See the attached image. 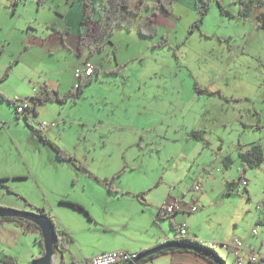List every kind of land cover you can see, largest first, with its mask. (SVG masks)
<instances>
[{"label":"rangeland","instance_id":"obj_1","mask_svg":"<svg viewBox=\"0 0 264 264\" xmlns=\"http://www.w3.org/2000/svg\"><path fill=\"white\" fill-rule=\"evenodd\" d=\"M248 1L251 10L245 18L240 17L242 0H213L202 22L196 8L176 2L172 14L178 23L160 26L161 35L154 37L138 29L149 11L145 3L131 30L119 28L104 49L79 56L81 0H0V75L12 67L0 93L8 99L40 94L44 84L64 93L77 87L83 58L96 65L76 103L50 101L41 115L30 113L28 121L0 97V177L23 171L29 176L12 181V192L0 184V205L21 209L17 206L27 202L61 209L77 242L66 249L55 244L60 264H75L74 255L110 246L116 230L140 229L133 221L122 227L111 221L117 214L127 216L136 200L121 198L109 207L89 201L92 188L103 189L112 177L124 191L151 188L148 208L167 190L190 202L206 189L222 191L235 181L234 194L199 199L203 207L184 218L198 237L188 238L217 247L227 264H238L244 250L214 247L218 243L209 236L234 234L248 244L264 238V162L246 170L238 158L228 168L220 163V155L239 142L259 141L264 147V0ZM64 28L68 33L62 40ZM163 34L167 44L156 46ZM44 120L59 121L41 135L75 156L74 162L54 167L57 151L37 133ZM199 128L210 141L204 152L201 140L188 138ZM242 174L251 181L248 189L237 183ZM56 186L60 189L54 192ZM57 194L66 201L89 202L90 210L84 206L92 218L78 208L53 206ZM169 219L173 237L182 236ZM248 259L244 251L242 264Z\"/></svg>","mask_w":264,"mask_h":264},{"label":"crops","instance_id":"obj_2","mask_svg":"<svg viewBox=\"0 0 264 264\" xmlns=\"http://www.w3.org/2000/svg\"><path fill=\"white\" fill-rule=\"evenodd\" d=\"M149 1L155 2L156 0H149ZM178 2L179 3L184 2L189 7L194 8V4L196 3V0H187V1L186 0H178ZM145 3L146 2L141 3L140 0H135V6H137L139 4L141 7V5H143ZM141 9H142V7H141ZM148 9L150 12L148 11L146 18L153 16V13H154L153 9H151L149 7H148ZM173 11L170 13H166L163 10L159 9L158 14H154L155 22L159 25V27L162 25L178 23L179 18L177 15L172 14ZM143 19L144 18H141V20H139L137 22V19L135 18L134 21H136L138 24ZM83 54H79V56H82ZM84 59H91V58H89V57L83 58L82 61ZM92 75L90 77H92ZM85 78H88V77H85ZM41 88H42L40 90L41 93L46 89L58 90V89L50 87L47 84H44ZM64 93H61V94H64ZM26 97H31V96L27 95ZM47 103L39 106L38 109H39L40 115L42 113V109L46 108ZM257 119H258V116L256 117V121H257ZM56 122L59 123L58 120ZM199 129H201V128H199ZM192 130H194V129H192ZM39 134L41 135V133H39ZM42 136H44V135H42ZM206 137H207V135H206ZM188 138L190 140H196V139H193L190 137H188ZM196 141H200V140H196ZM202 144L204 145L202 152H204L205 148H209V147H207L209 145H205L203 142H202ZM56 146H59V145H56ZM62 149H64V148H62ZM228 152L229 151L223 152L220 155V163L222 165H223L222 158ZM67 153L71 156V154L69 152H67ZM73 157L75 159V156H73ZM57 158L58 159H56L54 161V167L55 168L58 167V164H62L63 162L68 161V160H62L58 156V153H57ZM218 164H216L217 167L215 169L217 171H220L221 167H219L220 165H218ZM124 170L125 169H123L122 171H124ZM120 176H121V173L119 174L118 177H120ZM22 178H29V176L27 177L26 173L23 171L22 173L14 172V174L12 176L10 175V176L0 177V179H5V181H3V182H5L4 184L9 188H11L10 185H13V184H10V183H13L12 181H16V180H19ZM229 182H231V181H229ZM229 182H228L227 186L226 185L224 186V189L222 191L218 188H215L214 190L206 189L202 194H199L198 196H196V198L192 197L193 201H190V202L188 200L186 201L185 198H183V197H179V196L171 194L173 190H167V192L163 194L162 199L158 203H154L153 206L148 208L145 206V204H149L150 201L152 200V197H150L151 188L146 189L143 192H141V189L134 190L132 192L131 191H124L123 189L116 187L115 177H112L111 179L106 178V183L104 184L103 189L101 187H98V189L92 188V192L89 194L91 195L93 200H89V201H91L92 203L101 202L104 205L109 207V206L115 205L116 202H120L119 200L121 198L122 199L124 198L125 202L131 201V200H136L138 203H136L137 205H135L132 208V210L126 209V212H128L127 216L123 217L122 214H119V215L117 214L115 219H111V221H112V224H118L116 227H122L121 226L122 224L130 223L131 221H133L134 223H136V225H138L140 227V229L137 231H128L126 233H123L122 232L123 230H120V232H119V230H116L115 235H114L115 241H113L110 244V246H108V247H97L98 249L83 252V254H81V255H74V257L77 259V263H75V264H89L88 259L92 255L99 253V252H102V251H106V250L125 249V250L131 251V252L139 253V252L145 251L147 249H150L152 247L164 244L168 240L170 241V240H173L176 238H188L190 235L198 237L197 234H194V235L191 234L192 232L190 230V226L184 222V218L188 217V215H190V213L195 212V211L194 212L189 211L188 210L189 206L194 203L197 207H199L198 208V210H199L200 209L199 205H201V207H203V205L201 204L199 199H202L204 201L208 197H211L213 195L221 196V197L229 196V194H227V191L230 189ZM108 183L111 185H109ZM250 183H251V181H250V179H248L247 180V187H245V188L248 189ZM219 185L220 184L218 183L216 187H219ZM241 186L243 187L245 185H241ZM44 188L46 189V185ZM59 189L60 188L58 186H56L54 192H57ZM197 190H199L200 192L202 191V185L200 183L198 185ZM232 191H233L232 194H234V192H235L234 187H233ZM45 197H47V195H45ZM56 198H57V200H56V202H53V204H52L53 206L56 207L57 203L61 206H65V205L67 207L70 206L69 204L64 202V201H66L65 199H67V198H65L63 196V194H57ZM46 199L50 200V198H46ZM74 200H76V199H72L71 201H74ZM167 200H172V201L179 200V201H181L183 204V210L175 212V213L170 214L168 216L166 215V217H164V214H161V216H159V212L161 210V207L163 206V203ZM76 201L81 202L79 199H77ZM81 203H82V205H85L89 210L91 209L89 202H81ZM17 207H20L21 209L39 212V210H37V207L38 208H44V204H39V206L37 204L35 206H29V204L26 202V206H17ZM45 211L49 216H51L55 219L56 223L59 225V227L62 230L66 231V232L70 233V235H72L71 226L66 225L64 220H62L63 216L61 214V211H62L61 209L55 210V208H53V209L51 208V209H45ZM203 212L205 215L206 211L203 210ZM94 217L95 218H93L92 221L97 219L95 221L97 224H99L100 220L95 215H94ZM165 218H168V219L170 218L169 220L171 221L172 226L176 225V224L177 225L185 224L187 226V229H188L187 234L184 236H180V237L178 235L173 237L172 231L170 229H167V220H165ZM112 224L109 223V226L114 227ZM111 234H114V232H111ZM72 236L75 239L76 236L74 234ZM205 237H207V236H205ZM210 237L211 236H209L208 239H210V240L212 239L214 241H217V243H218V244H213L214 247L215 246H222L223 248L228 249V250H230V249H235V250L242 249V250L247 252L248 258L250 255V248L255 247V249H259V250L264 251V238L263 237L259 238L256 242H254V244L249 243L251 245H249L248 243H246L245 241L240 239L244 242V245H245V247H242V248H236L232 245H229L234 239H236V238H234V234L233 235L220 234V235L214 236V238H210ZM40 239H41L40 232L37 229H35L29 223H23L19 220H9V219L8 220H0V262H3V264H6L3 259H4V257H8L9 260L11 259V262H17L18 264H32V261L35 258L40 257L44 252L41 249ZM196 240L202 241L203 238H199ZM73 242L76 243L77 240L75 239V241H73ZM226 244H227V246H225ZM215 248H217V247H215ZM191 249H193V248H191ZM244 251H241L238 253L241 256L240 257L238 255L240 257L239 259L242 261V263H243V259H244ZM218 253L221 255V253L219 251H218ZM56 256H57V260L54 262V264H60V254L57 252ZM144 264H213V260L209 254L208 255H202V254H199L195 251L190 250V251H177L174 253H165V254L161 253L159 256H155L154 258L148 259L146 261V263H144Z\"/></svg>","mask_w":264,"mask_h":264},{"label":"trees","instance_id":"obj_3","mask_svg":"<svg viewBox=\"0 0 264 264\" xmlns=\"http://www.w3.org/2000/svg\"><path fill=\"white\" fill-rule=\"evenodd\" d=\"M213 0H196V3L194 4V8H196L200 14V22L203 21V18L206 16V14L209 12L211 2ZM42 2V0H40ZM141 3L146 2L147 6L151 9H153L154 14H158V10L161 9L166 13H170L175 9V3L178 2V0H156L155 2H151L149 0H140ZM250 1L248 0H242V3L244 4L242 11L240 13V17H247L250 13ZM18 3V2H16ZM83 8L82 18L80 21V25L78 28V45H77V51L78 54L88 53L89 56L93 55L99 50H102L105 48L106 44L110 42V36L117 30L118 28H125L131 30L134 27L135 21L134 19L138 17L141 14V7L138 4L135 6V0H81ZM197 22L196 25L200 27V22ZM138 29L141 35L146 37H154V36H160L161 35V29L159 25L155 22L154 17H147L143 19L141 22L138 23ZM68 33V28H64V30L60 33V36L63 40H65V36ZM168 42V37L163 34L161 36V39L158 41L156 46H163L166 45ZM12 67L9 66V68L6 69V71L0 76V83L7 80L8 76L10 75ZM92 77H79L78 78V85L75 88L68 89L64 94H61L58 90L53 89H46L40 94H36L34 96H31L32 100V107L26 114H23V117L28 121L30 113H34L38 116L39 114V106L46 104L50 101L59 102L62 104L73 102L76 103L77 99L80 97V93L83 91L84 87L88 84H91ZM197 82H195V86L197 87ZM216 94H219L223 97V94L218 90L216 91ZM0 97L10 102V104H14L11 99H8L5 95L0 93ZM227 99V97H225ZM15 109L16 106L14 105ZM17 112V111H16ZM18 118H20V114L17 113ZM258 115V113H257ZM260 123V117L258 115L257 119V126L261 127ZM207 131L205 129H194L191 130L189 133V137L201 140L205 145H209V139L206 137ZM41 138L51 144L53 148L56 149L58 156L62 160H68V161H75L74 157L69 155L64 149H62L59 146H56L52 141L45 138V136L41 135ZM236 151V152H235ZM236 155V156H235ZM236 158H238L242 165L244 166L245 170L249 168H253L256 166H260L264 162V147L261 142L254 141L251 144H243L239 142L235 149L233 151H229L227 154H225L222 158L223 165L228 168L231 167L234 163ZM244 180H248L243 175L240 177L237 183L239 185H243L242 182ZM5 179H0V184L5 185L3 182ZM233 182H229L230 189L227 191V194L233 193ZM109 184V183H108ZM111 185V184H109ZM6 186V185H5ZM7 187V186H6ZM243 187H247V184ZM8 190L12 192L11 188L8 187ZM67 204L70 205L72 208H78L83 211H85L89 216V211L87 208L80 204L77 201H64ZM41 213H46L44 208L38 209ZM197 211V210H196ZM47 214V213H46ZM162 210L159 212V216H161ZM51 217V216H50ZM90 218H92L90 216ZM19 220L23 223H29L31 224L35 229H37L40 232V244L41 249L44 251V239L41 235V229L39 225L36 223L20 217H1L0 220ZM52 221L55 223L56 231L58 233V240L56 243L60 244L61 247L64 249L67 248V244L69 242L75 241L74 237L70 235V233L62 230L59 225L56 223L55 219L51 217ZM169 242H180L185 244H192L197 245L201 249H191L190 247L186 246H174V247H168L166 249H163L155 254H152L146 258L141 259L137 264H144L146 261L150 258H154L155 256H159L161 253H174L177 251H195L202 255H210L213 264H227L226 260L218 253L217 250L214 248L207 246L196 239H190V238H176L173 240H170ZM108 251V250H106ZM143 253L139 252L138 256ZM215 260H214V258ZM7 258V259H6ZM217 258V259H216ZM4 262L6 264L13 263L11 262V259L9 260L8 257H4ZM74 262L77 263V259L74 257ZM17 263V262H14ZM249 264H264V260L258 259L256 262H249Z\"/></svg>","mask_w":264,"mask_h":264},{"label":"built area","instance_id":"obj_4","mask_svg":"<svg viewBox=\"0 0 264 264\" xmlns=\"http://www.w3.org/2000/svg\"><path fill=\"white\" fill-rule=\"evenodd\" d=\"M20 0H12V2H19ZM96 71V65L91 59H84L82 61L81 67L76 70V76L79 77H90ZM13 103L16 106V111L18 114H26L28 110L32 107V100L30 97H20L16 96L13 98ZM57 122L52 120L48 122L47 120L40 121L37 126V132L42 133L52 126H56ZM243 185L247 184V180L242 182ZM198 188V186H197ZM183 210V204L179 200H167L162 206V214L170 215L175 212ZM189 211L194 212L198 210V207L195 204H192L188 208ZM178 232L182 236L186 235L188 232L187 226L185 224L178 225ZM257 233V229H253V234ZM229 245H232L236 248L245 247L244 242L238 238L234 239ZM228 245V246H229ZM227 246V244L225 245ZM138 257L137 252H131L125 249H114L108 251H102L92 255L88 260L89 264H127L129 262H134ZM264 260V251L250 248L249 262ZM8 264H18V263H8ZM238 264H242V261L239 260Z\"/></svg>","mask_w":264,"mask_h":264},{"label":"water","instance_id":"obj_5","mask_svg":"<svg viewBox=\"0 0 264 264\" xmlns=\"http://www.w3.org/2000/svg\"><path fill=\"white\" fill-rule=\"evenodd\" d=\"M0 216L1 217H20L28 219L37 225H39L42 236L44 239V252L40 257L35 258L32 264H54L57 260L55 244L58 240V233L56 231L55 223L52 221L51 217L46 213H41L32 210L18 209L9 206L0 205ZM174 246H186L193 249H201L197 245L185 244L180 242H167L150 249H147L141 253L134 262H129L127 264H137L141 259L146 258L152 254H155L163 249ZM217 259V258H216Z\"/></svg>","mask_w":264,"mask_h":264},{"label":"clouds","instance_id":"obj_6","mask_svg":"<svg viewBox=\"0 0 264 264\" xmlns=\"http://www.w3.org/2000/svg\"><path fill=\"white\" fill-rule=\"evenodd\" d=\"M161 210H162V208H161ZM164 216H166V215H164ZM167 242H169V240H168ZM167 242H165V243H167ZM200 242H201V241H200ZM165 243H164V244H165ZM202 243H203V242H202ZM215 250H216V248H215Z\"/></svg>","mask_w":264,"mask_h":264}]
</instances>
